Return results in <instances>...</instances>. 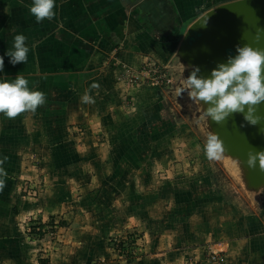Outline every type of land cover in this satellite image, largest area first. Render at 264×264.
Returning a JSON list of instances; mask_svg holds the SVG:
<instances>
[{
  "label": "rangeland",
  "instance_id": "1",
  "mask_svg": "<svg viewBox=\"0 0 264 264\" xmlns=\"http://www.w3.org/2000/svg\"><path fill=\"white\" fill-rule=\"evenodd\" d=\"M174 50L159 60L167 78L143 77L132 94L121 92L102 113L106 128L95 123V99L78 107L81 118L71 117L46 147L28 140L32 130L23 125L29 123L19 124L14 144L0 151L16 155L0 162V248L12 244L10 214L18 199L20 209L25 203V209H40L17 218L21 245L44 238L56 256L66 245L82 247V264H210V249H220L213 246L221 242L219 213L228 210L224 220L228 215L233 222L254 212L264 220V193L246 192L235 165L222 155L205 156L212 131L203 105L186 90L183 66L171 60ZM72 230L92 238L70 243Z\"/></svg>",
  "mask_w": 264,
  "mask_h": 264
},
{
  "label": "crops",
  "instance_id": "2",
  "mask_svg": "<svg viewBox=\"0 0 264 264\" xmlns=\"http://www.w3.org/2000/svg\"><path fill=\"white\" fill-rule=\"evenodd\" d=\"M224 1L228 0H57L55 16L37 23L29 12L32 0H0V56L4 57L0 76L11 79L23 75L29 80L30 88L45 93V103L35 112L25 111L14 118L0 114V151L6 143L14 144V133L23 122L29 123L23 125L26 130H32L28 140L48 146L50 136L60 135L57 132L66 127L71 117L81 118L76 117L77 109L82 108L81 96L85 93L95 99V119H99L95 123L106 128L100 121L104 120L102 113L115 106L121 92L130 94L136 84L128 82L122 72L126 68L137 69L146 58L155 57L159 61L170 56L190 21ZM24 18L29 20L25 22ZM21 33L27 37V60L12 65L4 54L12 48L14 36ZM9 154V151L0 152V162L11 161L16 156ZM19 203V199L15 201L17 207L10 214L14 218L9 237L12 244L0 248V258L8 260L2 264H21L22 260L25 264H82L86 250L82 247L66 245L56 256V252H49L44 238L33 237L29 248L21 245L18 219L26 211L40 209L37 210L36 204L33 209H25V203L21 210ZM226 212L219 213L221 222L215 228L220 233L221 242L215 243V247H220L221 257L209 263L264 264V220L254 212L239 215L233 222L228 215L224 220ZM29 216L33 219L35 213ZM74 227L81 230L82 225ZM82 232L72 230L67 241L75 243L83 241V237L92 238V233ZM55 256L57 263L52 261ZM44 258H50L51 262Z\"/></svg>",
  "mask_w": 264,
  "mask_h": 264
},
{
  "label": "water",
  "instance_id": "3",
  "mask_svg": "<svg viewBox=\"0 0 264 264\" xmlns=\"http://www.w3.org/2000/svg\"><path fill=\"white\" fill-rule=\"evenodd\" d=\"M244 44L264 49V0H228L204 10L184 29L171 60L183 66L187 77L192 66L200 68L198 75L207 77L218 63L236 54L238 45ZM201 104L204 111L207 105ZM253 115L258 117L255 125L245 120L242 112H233L219 123L207 118V123L222 141V156L235 165L244 190L262 196L264 160L257 161L253 168L246 161L250 153L264 150V102L256 106Z\"/></svg>",
  "mask_w": 264,
  "mask_h": 264
},
{
  "label": "clouds",
  "instance_id": "4",
  "mask_svg": "<svg viewBox=\"0 0 264 264\" xmlns=\"http://www.w3.org/2000/svg\"><path fill=\"white\" fill-rule=\"evenodd\" d=\"M57 0H32L29 12L37 23L55 16ZM25 35L16 34L11 49L5 51L12 65L26 62L29 47ZM4 57L0 56V72L3 71ZM200 68L192 66L186 79L189 96L206 104L205 115L217 123L233 112H242L244 119L255 125L258 117L253 115L256 106L264 102V49L244 44L237 46L236 54L229 55L226 62L218 63L209 76L198 75ZM0 76V114L14 118L18 114L35 112L38 106L45 103V93L29 87V80L17 74L15 78L5 79ZM83 103H92L93 98L87 93L81 96ZM247 110L245 111V107ZM205 156L216 160L223 154L224 147L218 135L210 132L203 146ZM264 160V150L250 153L247 165L250 168ZM2 183V182H0Z\"/></svg>",
  "mask_w": 264,
  "mask_h": 264
},
{
  "label": "built area",
  "instance_id": "5",
  "mask_svg": "<svg viewBox=\"0 0 264 264\" xmlns=\"http://www.w3.org/2000/svg\"><path fill=\"white\" fill-rule=\"evenodd\" d=\"M123 77H125L130 82L142 81L143 77L146 79H155L160 82L167 78L164 66L161 65L159 61H155L149 58V61H144L137 69L127 68L122 72ZM215 247V244L213 245ZM215 248L210 249V261L217 262L221 257V249Z\"/></svg>",
  "mask_w": 264,
  "mask_h": 264
},
{
  "label": "trees",
  "instance_id": "6",
  "mask_svg": "<svg viewBox=\"0 0 264 264\" xmlns=\"http://www.w3.org/2000/svg\"><path fill=\"white\" fill-rule=\"evenodd\" d=\"M161 58H162L161 61L164 62V61H166L169 58V54L166 57H161Z\"/></svg>",
  "mask_w": 264,
  "mask_h": 264
},
{
  "label": "bare ground",
  "instance_id": "7",
  "mask_svg": "<svg viewBox=\"0 0 264 264\" xmlns=\"http://www.w3.org/2000/svg\"><path fill=\"white\" fill-rule=\"evenodd\" d=\"M232 169H234V168H232ZM232 171V170H231Z\"/></svg>",
  "mask_w": 264,
  "mask_h": 264
}]
</instances>
